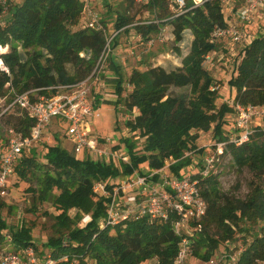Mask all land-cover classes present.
Returning <instances> with one entry per match:
<instances>
[{
    "label": "trees",
    "instance_id": "trees-1",
    "mask_svg": "<svg viewBox=\"0 0 264 264\" xmlns=\"http://www.w3.org/2000/svg\"><path fill=\"white\" fill-rule=\"evenodd\" d=\"M147 9L156 12L162 25L171 26L180 56L186 38L190 45L181 64L174 68L134 70L128 80L123 78L121 66L111 56L108 58L117 76L116 104L123 99L124 84L132 87L123 101L129 111L137 112L127 126L131 133L138 132L145 139L144 154H138L134 140L126 137L123 143L130 163L116 167L81 160L57 143L47 147L44 163L33 152L24 153L16 168L21 180L36 181V188H29L35 199L51 203L58 212V238L51 237L44 246L57 260L68 256L60 264H143L151 259H157L158 264H174L187 238L192 257L202 262L210 261L222 246L238 243L241 248L235 246L240 249L237 264H260L264 262V128H255L240 146L227 142L223 130L233 108L225 103L217 106V94L212 89L217 84L204 66L205 56L218 48L210 42L211 33L216 26L226 25L221 7L217 1L206 2L173 17L166 0H151ZM2 11L0 6V16ZM81 12L78 0H22L10 10L8 19H0V45L10 46L3 58L11 70L10 77L0 75V95L9 82L19 92L39 89L45 94L50 87L78 84L94 72L106 41L101 32L75 28ZM133 22L121 13L116 16V29ZM134 30L148 40L160 27L138 25ZM116 46L117 40L112 48ZM228 85L235 90L234 104L264 105V35L237 58ZM34 125L26 116H16L12 127L26 137ZM210 131L215 139L226 142L223 157L230 156L237 170L248 169L253 174L255 182L250 183L245 199L222 192L221 172L206 176L195 172L194 180L207 203V212L202 228L192 236L176 234L172 225L177 219L175 214L168 220L141 217L102 225L108 200L95 194L96 183L132 175L146 163L150 169H161L171 158L175 160L171 170L180 176L192 163L186 154L205 151L197 145L199 133ZM4 207L0 202V213ZM73 210L74 217L70 214ZM86 215L91 220L81 225ZM4 231L14 248L35 245L31 229L8 228L0 218V241Z\"/></svg>",
    "mask_w": 264,
    "mask_h": 264
},
{
    "label": "built area",
    "instance_id": "built-area-1",
    "mask_svg": "<svg viewBox=\"0 0 264 264\" xmlns=\"http://www.w3.org/2000/svg\"><path fill=\"white\" fill-rule=\"evenodd\" d=\"M10 1L0 0L3 10L0 16L2 21L6 20L4 16L8 13ZM78 1L82 6V12L75 28L101 32L106 41L105 48L94 72L78 84L50 87L45 94H42V90L39 89L19 92L11 85V82L5 85V91L0 95V119L12 115L26 116L33 120L35 125L26 137L13 127L7 130L8 147L0 166V194L2 195L7 194L8 183L16 175V168L24 153L38 148L46 128L52 124L53 120H57L53 124L56 123V126L63 128V137L73 145L74 155L77 158L80 159L83 153L86 159L116 167L122 163H130L129 155L117 154L121 149L116 150L111 146L113 144L111 138L102 140L88 126L90 118L100 116V109L96 106V101L91 98L89 84L100 81L102 70H105L108 58L115 49L112 45L123 32H126V29L134 30V27L138 25H158L159 32L150 36L148 40L137 33L141 40L146 41L148 50H151L157 42L164 44L175 37L171 26L162 25L156 12L147 9L151 0H132L134 5L143 9V20L134 21L133 24L120 30L116 29V20L109 23L101 16L99 7H102L101 3L104 0ZM211 1L219 3L226 25H218L214 28L210 42L218 46L223 45L224 53L227 50L231 57L239 58L247 46L259 36L264 35V27L261 26L264 21V0H166L173 17L184 14L191 6H202ZM253 23H258L256 30H253L251 26ZM108 28L113 30L112 34H109ZM9 51V45H0V75L10 77L11 70L3 58ZM215 55H217L216 50L205 56V67L213 65ZM231 106L233 112L228 117L230 124L226 139L227 142L240 146L249 140L255 128H264V105H242L232 102ZM213 145L214 154L204 158L203 167L192 165L196 167V172H201L204 176L217 171V162L223 157L226 142L215 141ZM191 155L187 153L186 157ZM174 163L175 160L171 158L161 169L147 167L146 173H143L142 169L117 182L108 180L96 183L95 194L108 200L102 225H118L141 217L168 220L175 214L177 219L172 225L177 235L188 237L200 230L202 219L207 212V203L202 197L198 182L194 180V175L187 174L186 171L181 172L180 176L176 175L171 170V165ZM90 220V215L84 216L82 225ZM8 238L9 241L1 244L0 247V264H60L68 260V256L57 260L52 252L39 251L36 245L14 248L10 236ZM9 245H12L11 250L7 249ZM238 256L232 257L235 258L232 259L233 264H237ZM190 257H192L190 241L184 238L174 264H188ZM226 258H228L226 254L219 257L216 253L204 264H218L224 262Z\"/></svg>",
    "mask_w": 264,
    "mask_h": 264
},
{
    "label": "rangeland",
    "instance_id": "rangeland-1",
    "mask_svg": "<svg viewBox=\"0 0 264 264\" xmlns=\"http://www.w3.org/2000/svg\"><path fill=\"white\" fill-rule=\"evenodd\" d=\"M22 0H11L8 8V13L4 18H8L10 15V10ZM101 16L112 22L116 20V16L121 13H126V15L133 18L134 21L143 20L144 17L143 9L134 5L132 1L127 2L125 0H104L101 3ZM112 14V16H109ZM3 18V19H4ZM253 30H256L258 23L251 24ZM264 27V21L261 24ZM169 27V26H168ZM114 28V25H113ZM109 34L113 33L111 28H108ZM188 36V34H186ZM189 39H185L183 44L184 49H181L180 56L176 51L175 38L164 44L157 42L156 45L148 50L146 46V41L141 40L135 30H130V32H123L117 39V46L111 54V58L121 66V72L124 79L128 80L134 70L145 71L149 67L162 66L166 69H172L176 65L181 64L183 55L189 48ZM223 45L218 46L216 49L217 55L213 58V69L209 70V74L214 78L216 82V87H212L216 91L217 98L216 104L220 106L221 104L232 105L231 88L228 85V81L232 78L235 70V63L237 58L231 57L230 55H225ZM224 56H223V53ZM234 58V59H233ZM226 60H229L228 65H224ZM110 61L106 64L105 70H102L100 81L91 82L89 88L91 90V98L96 101V105L100 109V116L96 118H90L88 126L92 132L101 138L106 140L111 138L113 140V146L118 151V155H129L126 145L123 143L124 138H132L136 143V150L138 154H144V142L145 139L140 136L138 132L131 133L127 126V123L134 119L136 115V109L132 112L129 111L125 105L123 99L126 98L128 92L132 90V87L125 83L124 92L122 94V100L116 104L119 100L118 93H116V73H114L109 66ZM208 68V66L206 67ZM115 77V78H114ZM129 86V88H128ZM227 116L228 123L225 125L223 134L226 136L229 130V120ZM16 115L11 117H2L0 119V166L3 156L5 155L8 147V133L7 130L12 127L15 123ZM57 120H53L55 122ZM47 127L44 133L42 142L38 145L37 149L26 151L25 154L33 152L38 160L42 163L45 162L44 155L47 152V147L60 144L64 149L74 154L73 145L68 142L62 134L63 128L56 126L54 123ZM129 132V134H127ZM196 133V132H193ZM197 145L199 148L205 149L204 153H191L192 163L189 167L183 169L181 172H187V174H193L196 172V167H203V160L206 157L212 156L214 154L213 143L218 141L214 138L212 132H200ZM56 139V140H55ZM211 146V148L209 147ZM76 153V152H75ZM81 160L86 159V156L82 153ZM148 164H142L140 170H144L143 173L148 171ZM216 169L220 174L221 190L224 194L229 196H234L238 199H245L250 191V183L255 182L253 174L248 169L237 170L233 164L230 156H224L217 162ZM125 176L121 175L113 181L117 182L120 179L123 180ZM264 184V179L262 180ZM29 188H36V181L31 180L30 182L23 181L16 174L13 176L7 186V194H0V202L5 204V207L0 213V218L5 222L8 228L18 229L21 227L31 229L32 240L37 246L38 250H48L45 245L51 237L58 238L59 233L57 232L56 219L55 216L58 215L56 209L51 205V203H42L35 199L34 195ZM71 216L76 215V211H71ZM82 225V221L80 222ZM8 231V230H7ZM4 231V239L0 241L1 244L8 242V233ZM241 248L240 244L232 245L231 247L222 246L219 251H217L218 256H223L226 254L228 258L224 262H219L218 264H233L232 257H236L239 254ZM8 250L12 249V245L7 246ZM194 257H190L188 264H194L196 262ZM143 264H158L157 259H151ZM204 264V262L200 263Z\"/></svg>",
    "mask_w": 264,
    "mask_h": 264
},
{
    "label": "crops",
    "instance_id": "crops-1",
    "mask_svg": "<svg viewBox=\"0 0 264 264\" xmlns=\"http://www.w3.org/2000/svg\"><path fill=\"white\" fill-rule=\"evenodd\" d=\"M171 28V27H170ZM226 50V49H225ZM225 55H229L228 54V51L226 50L225 51ZM228 62H229V60H226V62L224 63V65H228ZM214 65V64H213ZM213 65H210V66H208V68H206L207 70L209 69H213ZM234 95H235V90L234 89H231V97H232V100H233V98H234ZM211 132V131H210ZM193 259H195L196 260V262H197V264H200V263H202V261H200V260H198V259H196V258H193ZM194 264H196V263H194Z\"/></svg>",
    "mask_w": 264,
    "mask_h": 264
}]
</instances>
